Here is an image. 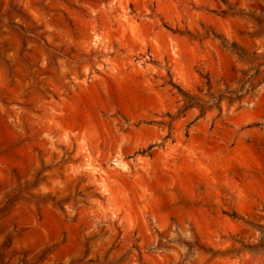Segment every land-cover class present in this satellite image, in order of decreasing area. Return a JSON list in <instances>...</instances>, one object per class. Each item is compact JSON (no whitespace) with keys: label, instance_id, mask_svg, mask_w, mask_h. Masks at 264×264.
I'll return each instance as SVG.
<instances>
[{"label":"rangeland","instance_id":"374dc122","mask_svg":"<svg viewBox=\"0 0 264 264\" xmlns=\"http://www.w3.org/2000/svg\"><path fill=\"white\" fill-rule=\"evenodd\" d=\"M0 264H264V0H0Z\"/></svg>","mask_w":264,"mask_h":264},{"label":"trees","instance_id":"16d2710c","mask_svg":"<svg viewBox=\"0 0 264 264\" xmlns=\"http://www.w3.org/2000/svg\"><path fill=\"white\" fill-rule=\"evenodd\" d=\"M150 147H148L146 150H148ZM146 150H142V152H145Z\"/></svg>","mask_w":264,"mask_h":264}]
</instances>
